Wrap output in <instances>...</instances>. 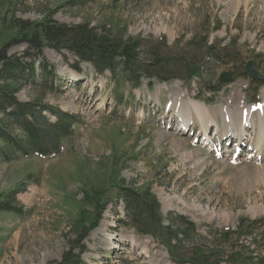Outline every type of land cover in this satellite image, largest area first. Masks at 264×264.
I'll return each instance as SVG.
<instances>
[{
    "label": "rangeland",
    "instance_id": "obj_1",
    "mask_svg": "<svg viewBox=\"0 0 264 264\" xmlns=\"http://www.w3.org/2000/svg\"><path fill=\"white\" fill-rule=\"evenodd\" d=\"M47 19L68 26L88 23L125 41L141 39L143 49H153L167 63L170 80L145 79L133 86L98 74L68 52L43 49L55 79L39 67L17 99L50 106L77 121L60 154L0 162V200L17 193L15 211L0 212V264H53L76 246V254L85 247L84 264H149L147 256L155 264H175L153 235L129 226L132 209L128 213L123 189L145 188L165 215L185 216L208 237L209 246L225 250L222 264H232L227 262L232 254L251 259L236 264H264V158L250 154V137L257 134L247 131L238 149L233 133L222 134L221 115L222 130L216 133L212 125L208 147L200 143L199 127L183 131L169 109L184 93L215 110L235 111L241 100L254 111L264 104V83L244 76L253 63L264 78V0H0V50L35 58L27 28ZM196 34L202 37L187 47ZM203 36L224 50L222 61L208 59ZM187 63L200 69L201 80L186 79ZM223 74L231 83L221 82ZM72 75L78 80H69ZM156 98L162 103L155 105ZM97 208L103 211L101 222L82 241Z\"/></svg>",
    "mask_w": 264,
    "mask_h": 264
},
{
    "label": "trees",
    "instance_id": "obj_2",
    "mask_svg": "<svg viewBox=\"0 0 264 264\" xmlns=\"http://www.w3.org/2000/svg\"><path fill=\"white\" fill-rule=\"evenodd\" d=\"M28 30L30 33L27 35V42L31 50L37 52L35 58L29 54L24 55L23 59L10 56L7 53L8 47L0 50V162L11 163L34 155L47 158L60 154L62 140L70 138L73 134L72 124L77 121L73 115L54 110L47 105L23 103L17 99L25 83L37 75L36 70L39 67L41 70L44 69L43 73L47 77L55 79V67L47 64L42 57L43 49L46 47L57 52H68L77 58L78 63L92 65L98 74L109 73L112 79L120 77L119 80H124L133 86H139L145 79L149 82L157 79L158 82L164 83L170 80L165 76L167 63L161 61L160 56L152 52L153 49L150 52L146 48L143 49L141 39L127 38L125 41L124 38H114L109 33L98 32L95 28H90L88 23L68 26L60 25L50 19L41 24H32L27 28V32ZM196 35L187 47L193 46L197 39L202 37ZM203 40L208 59L222 61L221 55L224 50L217 51L215 45H209L208 37L203 36ZM41 57L42 60H37ZM77 67H75L77 71L81 72ZM186 71V79L201 80L198 67L187 63ZM46 113L52 114L56 122H50ZM123 190L127 195L125 197L128 213L132 209L129 226L142 235H153L166 248L173 263L222 264L225 261V255L228 253L209 246L208 237L200 234L199 228L188 218L174 212L162 214L161 204L149 188ZM16 194V192L9 193L4 200H0V212L15 211L11 204L16 200ZM97 207L100 205L98 204ZM102 213L103 211L98 209L97 217L89 228L90 231L83 230L84 234L80 236L82 241L99 226ZM146 227L152 228L153 232L146 231ZM240 227L243 225H239ZM235 233H239V230ZM249 234L250 232H247L244 235ZM227 236L229 237L228 234ZM76 249L78 246L72 247L63 254L60 262L53 264H84L82 256L85 247L82 246L78 254L75 253ZM242 260L251 261L245 255L227 256V262L232 264Z\"/></svg>",
    "mask_w": 264,
    "mask_h": 264
},
{
    "label": "bare ground",
    "instance_id": "obj_3",
    "mask_svg": "<svg viewBox=\"0 0 264 264\" xmlns=\"http://www.w3.org/2000/svg\"><path fill=\"white\" fill-rule=\"evenodd\" d=\"M77 78H79L78 75H72L68 79L72 81H76L78 80ZM162 88L163 87H159L157 90V93ZM161 103H162L161 99L159 98L155 99V105H159ZM204 106L205 105L202 102H197L192 97H190L188 94L184 93L180 95L178 94L175 97V99L169 105V109L170 111L172 110V112H174V114L177 116L179 123H181L182 125L181 129L183 131L191 130L194 127H199L202 135L206 136L209 128L213 124H215L216 133L219 132L218 130H220L221 132L222 130L221 126L218 125L217 123V118L221 115L224 118V126L226 127V130L222 132V134H228L230 132L234 133V136L236 137V141L238 142V144L243 142V137H240V136H242L244 132L247 133V131L248 132L253 131L255 134H257V138L254 139L253 136L250 137L251 138L250 140L252 139L254 140V141H251V151H252L250 153L251 157L256 156L260 158V160H263L264 158V141H263L264 120L263 122H260V119L264 118V104L260 108L256 109L255 111L251 107L246 106V103L243 102V100H241L238 103L235 111L229 107L222 108L221 106V107H218L219 109L215 110L214 108L208 109L207 107H204ZM252 117H255V118L252 120ZM229 121H231V123H229ZM234 130L236 131L234 132ZM204 138H205V141H208V143L211 144L210 142L211 131ZM105 241L107 244L110 243V240L108 241V238H106ZM147 258L150 259L149 264H155L151 256H147Z\"/></svg>",
    "mask_w": 264,
    "mask_h": 264
},
{
    "label": "water",
    "instance_id": "obj_4",
    "mask_svg": "<svg viewBox=\"0 0 264 264\" xmlns=\"http://www.w3.org/2000/svg\"><path fill=\"white\" fill-rule=\"evenodd\" d=\"M247 72L250 75V77L252 78L253 81H260L264 83V78H262L261 76L257 75L255 73V65L253 63L248 64L247 66ZM221 82L222 83H231V80H229L227 78L226 74H223L221 77Z\"/></svg>",
    "mask_w": 264,
    "mask_h": 264
}]
</instances>
